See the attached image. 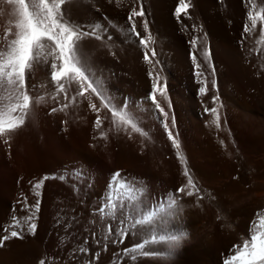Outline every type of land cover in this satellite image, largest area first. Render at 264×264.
<instances>
[{"label": "bare ground", "instance_id": "6f19581e", "mask_svg": "<svg viewBox=\"0 0 264 264\" xmlns=\"http://www.w3.org/2000/svg\"><path fill=\"white\" fill-rule=\"evenodd\" d=\"M141 2L145 17H134L133 22L143 37L142 22L148 21L154 40L147 45L149 56L153 49L156 52L152 65L145 62L144 48L127 19L133 7L139 10ZM177 4L178 0H67L63 5L66 19L84 31L95 29L103 36L83 37L78 50L95 80L102 83L104 94L117 108L126 104L147 136L133 131L130 125H122L117 131L111 112L103 108L99 112L102 126L95 128L97 114L86 98L90 93L77 96L73 103L78 85L63 81L68 100L63 93L55 95L56 85L49 74L51 58L47 63H34L26 72V83L28 94L43 97L33 102L39 111V124L33 129L29 122L22 128L27 134L21 141L26 156L24 159L19 153V181L3 187L6 194L2 193L8 198L0 202V237L7 235L3 229L12 221L11 203L23 220L42 197L46 209L64 198V223L75 233H86L98 218L91 210L105 203L107 185L117 171L129 184L143 186L141 198L125 201L128 215L124 212L122 216L118 203L116 213L121 218L138 216L151 205L156 209L163 205L164 211L145 224L143 231L156 235L187 233L168 256L171 261L167 264H223L234 254L232 246L249 237L250 222L257 212H264V41L260 39L264 21L258 20L249 33L243 29L246 22L251 28L248 11L259 12L264 0H190L187 15L182 13L179 20L174 15ZM15 9L8 0H0V50L6 49L18 31ZM194 38H198L195 47L190 43ZM205 47H210L215 76L204 57ZM193 53L197 54L199 69L194 68ZM153 66L161 86L166 85L167 98L157 93L156 100L168 113L173 135L178 133L180 152L186 157L198 193L187 187L184 193L177 192L187 185V178L163 128L162 116L149 98L152 81L148 70ZM195 71L206 79L204 95L199 89L205 85L197 82ZM5 94L0 88V95ZM216 95L220 99L214 104ZM91 102L100 108L95 95ZM64 104H68L66 109L52 112ZM213 107L220 115L219 128L213 114L205 111ZM101 132H107V139L101 138ZM13 134L9 140L16 137ZM4 139L0 137V159L7 160L14 154L7 150ZM45 176L49 178L43 180ZM41 180L42 187L35 190L33 185ZM189 191L194 194L189 196ZM173 199L176 204L170 205L168 201ZM153 246V250H168L166 242ZM41 259L54 264L35 234L24 232L22 238H9L0 244V264H39Z\"/></svg>", "mask_w": 264, "mask_h": 264}, {"label": "snow or ice", "instance_id": "6c2138e0", "mask_svg": "<svg viewBox=\"0 0 264 264\" xmlns=\"http://www.w3.org/2000/svg\"><path fill=\"white\" fill-rule=\"evenodd\" d=\"M67 0H8V3L16 5L15 15L18 17L15 27L18 31L15 34V38L8 42L6 49L0 50V88H4L6 94L0 95V137H5L4 143L8 144L10 134L17 131L25 124L26 117L28 115L32 97L27 92L26 72L31 70L34 63H39L42 60L47 63L51 58L49 64V74L51 80L56 85V94H64V99L68 100V93L63 81L75 82L78 85V91L72 96L71 100L74 103L76 97H85L89 101L90 109L97 114V118L94 122V126L100 129L102 126V119L99 115L101 108L108 109L112 115V122L117 131L121 130V126L130 125L132 130L141 135L147 136L146 132H143L138 127L134 116L127 110V106L122 105L117 108L111 102V98L106 96L103 91L102 83L98 82L94 78V74L85 65L82 55L78 50V43L85 36H94L96 39H103V36L99 34L97 30L91 32L84 31L80 25L73 24L71 21L65 18L62 7ZM251 2V0H247ZM190 7V0H178V4L174 9V15L179 20L181 14L187 15V10ZM256 5L252 3V9H255ZM134 17H145L142 2L139 10L133 7L130 11L127 19L130 22V29L134 35L138 37V42L144 48V60L149 65L153 64V60L156 57V52L153 49L151 57L149 56L148 43L154 42L152 35L149 32V25L147 19H143L142 27L145 36H141V33L136 31V24L133 22ZM247 20L251 22V28L246 22L244 25V33H249L257 27V21H264V8H261L259 12L249 10L247 13ZM195 27V26H194ZM7 35V33H6ZM206 36V34H205ZM260 39L264 41V27L261 30ZM198 42V38H194L190 43L193 47ZM204 57L209 62V67L212 69V74L215 76V67L211 62L210 47H205ZM195 69H199L201 65L197 62L196 56H191ZM158 64L159 61L157 60ZM264 67V66H262ZM149 78L152 81V90L150 93V101L154 107L162 116V125L166 131L168 139L171 141L174 148L177 150L178 159L184 165V176L187 178V185L177 189V192L184 193L185 187L195 190V193L199 192L190 175L187 167L186 157L180 152L181 144L178 140V133L173 135L172 130L168 124V113L156 100L157 93L166 97V85L161 86L160 76L155 73V68L150 67L148 70ZM194 75L197 78V82L204 84V87L199 89L201 95L206 94V79H201L202 73L195 71ZM213 86L216 87L218 92V84L215 79L212 81ZM92 95H95L100 101V108L96 103H92ZM43 99L38 97L37 102ZM219 95L213 97V103L219 101ZM222 106V104L218 105ZM68 107V104L61 105L59 109L53 108L52 112L57 110H64ZM169 107H171L169 102ZM205 111H210L214 116V123L217 128L220 127V115L218 114L217 107L212 109L205 108ZM66 123V122H65ZM172 125L175 126V117L172 118ZM127 131V127H124ZM101 138L107 139V132H101ZM223 143V142H221ZM82 176L83 173H80ZM45 176L43 180L48 179ZM63 179V177H61ZM43 180L33 185L35 190H38L43 185ZM107 196L105 203L98 207L97 212L103 216H115L117 212V206L119 203L120 212L124 214L125 201H135L139 197V194L143 192V186L138 184H129L121 177L119 171L112 174L111 179L107 185ZM39 195L37 191L35 193ZM189 196L194 194L193 191L187 193ZM202 199V197H200ZM26 200V198H25ZM170 205H175L176 201H168ZM40 201L37 200L35 205L31 207L32 214L25 216L23 223L28 225L27 231L35 234L37 225L34 222L36 219V213L39 212ZM164 211V206L160 205L158 209H155L145 215L141 219H136L132 225H142L153 221L158 213ZM123 223V221H122ZM11 229V231H9ZM20 229L21 231H17ZM7 235L0 237V244L9 238H22V222L15 216L12 217V223L3 229ZM113 229L111 224L107 227V232L112 233ZM187 233H173L169 235H153L150 239H145L143 242H138L132 247H126L122 250L123 255L130 256L132 260L136 259V254L143 256L158 255V250H145L146 246L150 243H157L158 241L166 242L168 250L165 253L166 256H171L176 247L179 246L181 240L185 238ZM129 237V232L126 227H121L117 231V238L114 242L124 243ZM107 238V237H105ZM80 251H85L81 248ZM232 253L224 261V264H264V212H257L255 218L250 222L249 237L244 239L242 244L236 245L230 250ZM98 258V256H97ZM39 264H45V261L41 259Z\"/></svg>", "mask_w": 264, "mask_h": 264}, {"label": "rangeland", "instance_id": "374dc122", "mask_svg": "<svg viewBox=\"0 0 264 264\" xmlns=\"http://www.w3.org/2000/svg\"><path fill=\"white\" fill-rule=\"evenodd\" d=\"M11 5H14V4H11ZM195 56L197 57L196 53H195ZM29 95L32 97V103L33 102L37 103V101H36L38 98L36 96L37 94L32 93ZM35 103H33V106L32 105L30 106V109H29V112L27 115L28 118L26 117V121H28V122L25 121V124L22 127H20L17 131L13 132L14 134L13 133L12 134L16 137L14 139L13 138L10 139L8 142V146H7L8 149L7 150L8 151L11 150L10 151L11 154H14V155H11L12 157L10 156V158H9L10 160L9 159L3 160L2 158L0 159V187L2 188V189L0 188V202L1 203H2V200H4V198L7 197L5 195L6 193L3 189L4 185L6 183L8 184L10 182L19 181V175H18L19 174L18 169H19V165H20L19 157L21 155L25 159V156H26L25 155V152H26L25 147L23 145H21V144H23L22 143L23 142L22 136H23V138H25V135L27 136V134L24 132L25 130H23V129H24V127L27 128L29 122L33 123V124L31 123L32 126L30 125V128H33V127L38 128L39 113L36 114V112L38 111V108H37V105ZM32 115H34V116L32 117ZM18 131H19V134H18ZM20 133H21V135H20ZM14 136H12V137H14ZM20 138H21V140L18 142V140ZM12 140H14L15 142L13 143ZM10 141H11V143H10ZM10 145H13L15 149L12 146L10 147ZM19 147H21V148H19ZM18 149H20V150H18ZM22 149H24L25 152H23ZM19 153H21V154L19 155ZM16 172H17L18 176H15ZM2 192H4L5 194ZM43 199H44L43 197H42V201H41V198L39 199V201H41L40 202L41 206H40L39 212L35 214L36 219L34 222L37 225L35 235L39 236V238L45 244V247L47 248L48 255L53 260L54 264H79V263L80 264H123V263L124 264H156V263H158L159 260H162V264H164V263L167 264L166 261H169V260L171 261V259H169V257L165 255L166 251H163V252L158 251L159 252L158 255H151V257L150 256H143V255H140L137 253L135 260H132L130 258V256H125L122 253V250L124 248L132 247L136 243L143 242L145 239H150L151 236L156 235V234H153L151 232H147V231L144 232L143 231L144 227L146 228V225H148L147 223H146V225L142 224V225H136V227L132 226L135 223L136 219H141L143 217V215L155 210L156 207L153 205H151L150 208L146 209L144 213H142L138 216L128 217L129 219H131V222L129 219L126 218V216L121 218V216L117 213L114 217L113 216L101 217V215L97 212V209H98V205H97V207L96 206L94 207L95 209L91 210V214H93L92 216H94V214H95V216L97 215L96 218L98 217L97 219L92 221V229H89V231H86V233L84 231L85 234L81 233V235H80V233H75L74 229H71L68 225H66V223H64L65 222L64 217L62 216V210H63L62 209V203L65 201L62 199H64V198H62V199L60 198L61 201H60V199H58L57 203L50 207L51 209L45 208V205H44L45 203H44ZM1 203H0V205H1L0 211H1V207H2ZM43 207H44V209H42ZM153 207H154V209H153ZM10 209H11V212L13 211V213L10 214V217L12 218L13 216H15L16 218L20 219L22 222V226H23L22 234H24V232L27 234H32V233L27 231L28 225L23 223L24 219L22 220L21 216L18 215L19 213H17L16 209L13 208V203H11ZM30 209L31 208L28 209L27 216L32 214ZM126 214L128 215L129 213H126ZM119 216H120V218H119ZM11 218H10V220H12ZM122 221H123V223H122ZM11 223H12V221H11ZM109 224H111V226H112V229H113L112 233L107 232V227ZM121 227H126L128 229V232H129V237L122 244L114 242L117 238V231ZM17 231H20V229H17ZM157 236H159V235H157ZM105 237H107V238H105ZM134 237H135V239H134ZM134 241H135V243H134ZM111 242H113V243H111ZM159 242H161V241H158V243ZM161 243H163V242H161ZM153 244L154 243H150L149 245H147L145 250L146 251L147 250H153V248H152V247H154ZM236 244L239 245L240 243H236ZM236 244H234L232 247L236 246ZM81 248H84L85 251H83V252L80 251ZM97 256H98V258H97ZM162 256H164V257H162ZM156 257H157V259H156ZM146 259H148V260H146ZM154 261H156V263ZM168 264H172V263H168ZM223 264H224V262H223Z\"/></svg>", "mask_w": 264, "mask_h": 264}]
</instances>
